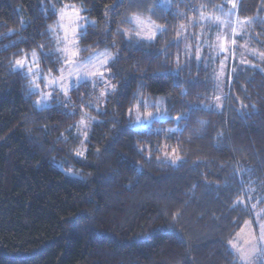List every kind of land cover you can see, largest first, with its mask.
Returning a JSON list of instances; mask_svg holds the SVG:
<instances>
[{"label":"trees","instance_id":"1","mask_svg":"<svg viewBox=\"0 0 264 264\" xmlns=\"http://www.w3.org/2000/svg\"><path fill=\"white\" fill-rule=\"evenodd\" d=\"M66 5L91 21L78 34L80 57L115 56L105 84L81 83L63 103L37 108L13 64L37 52L41 71L56 74L49 29ZM227 8L0 0V264H237L228 243L248 213L239 175L264 192V60L241 71L217 57L230 77L222 107L211 106L199 20ZM232 9L264 41V0H234ZM131 16L161 31L140 40ZM143 101L161 102L163 119L136 121Z\"/></svg>","mask_w":264,"mask_h":264},{"label":"rangeland","instance_id":"2","mask_svg":"<svg viewBox=\"0 0 264 264\" xmlns=\"http://www.w3.org/2000/svg\"><path fill=\"white\" fill-rule=\"evenodd\" d=\"M232 5L234 6V0H228V8L221 16L214 18L205 16L199 20L201 45L197 56L198 59L202 58L201 55L205 52L204 60L210 66L215 87V93L209 100L211 106L217 110L222 107L224 81L226 77H230L216 64L217 57L220 62L223 61V64L229 65L228 70L232 67L234 59L233 68H239L241 71L252 66L259 67L264 60L262 49L264 41L255 32L256 29L245 28L246 21H239L235 18ZM56 12V21L49 29L52 39L51 53L60 60L56 74L41 71L37 52L35 56L32 52L19 59L24 61L23 67L18 66L16 62L13 64L14 70L23 72L29 79L30 91L37 94L35 102L37 108L47 107L52 101L55 104L63 103L67 93L81 83L105 84L107 81V76L104 78L106 66L115 56L113 51L107 49L80 57L78 34L91 21L82 15L79 7L74 5L63 6ZM130 22L135 31L134 35L140 40L150 41L161 31L158 26L138 16H131ZM99 72L103 73V77L92 74ZM149 113L151 115H148ZM164 115L161 102L143 101L134 109L136 121H149L151 118L161 120ZM82 127L83 124H81V129ZM166 158L174 162L172 157ZM238 178L243 195L240 204L247 208L248 213L240 221L238 229L228 243V249L237 264H264V240H261V235L264 233V208H259L264 202V192L259 194L255 182L244 183L242 175Z\"/></svg>","mask_w":264,"mask_h":264},{"label":"snow or ice","instance_id":"3","mask_svg":"<svg viewBox=\"0 0 264 264\" xmlns=\"http://www.w3.org/2000/svg\"><path fill=\"white\" fill-rule=\"evenodd\" d=\"M148 38H152V37H148ZM33 56H35V52L32 53ZM16 64L20 67H23L24 66V61L23 60H17L16 61ZM31 71V69H30ZM93 75H99L100 77H103V73L102 72H99V73H92ZM114 87V86H113ZM148 115H151V113H149ZM81 123H83V121H81ZM79 155H83L82 152L78 153ZM261 240H264V233H262L261 235Z\"/></svg>","mask_w":264,"mask_h":264}]
</instances>
